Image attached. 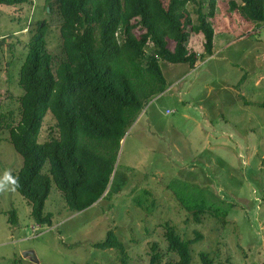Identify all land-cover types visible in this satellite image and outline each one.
<instances>
[{"label": "rangeland", "instance_id": "1", "mask_svg": "<svg viewBox=\"0 0 264 264\" xmlns=\"http://www.w3.org/2000/svg\"><path fill=\"white\" fill-rule=\"evenodd\" d=\"M54 1L0 4V185L5 189L0 192V264H151L154 246L163 256L161 264H172L178 257L169 251L168 223L183 240L201 234L191 249L192 264H201L200 252L211 253L215 264H264V22L233 12L234 0H218L212 54L206 35L191 31L192 25L202 26L199 14L209 8H202L204 0L191 3L185 45L197 65L161 61L170 84L187 76L146 104L128 130L108 188L112 198H105L106 191L97 203L72 210L53 182L43 214L51 218L47 225L38 223L34 205L11 180L25 160L10 141L9 126L18 128L23 119L21 70L40 24L48 26L37 45L43 61L56 68L61 58L62 22L57 8L49 7ZM129 15L136 34L146 36L137 20L144 22L145 11L130 7ZM175 46L170 43L171 50ZM155 48L150 40L147 49L153 53ZM56 124L54 113H48L40 143L59 135ZM176 179L197 185L191 188L197 194L193 199L213 192L235 205L228 224L207 217L197 225L169 189ZM11 211L18 215L16 226L9 223ZM109 232L124 246L125 256L117 249L94 248ZM27 252L38 261L25 257Z\"/></svg>", "mask_w": 264, "mask_h": 264}, {"label": "trees", "instance_id": "2", "mask_svg": "<svg viewBox=\"0 0 264 264\" xmlns=\"http://www.w3.org/2000/svg\"><path fill=\"white\" fill-rule=\"evenodd\" d=\"M231 1L230 9L242 12L253 20L264 22V0ZM30 0H0L6 6H18ZM191 3L198 0H55L49 7L57 8L61 19L63 45L61 58L43 61L37 45L48 30L39 25L30 52L21 70L20 86L23 119L18 128L9 126L10 141L24 157L25 164L18 174L11 175L14 187L34 205L33 215L40 225H47L44 208L54 182L72 210H83L97 203L108 191L118 160L121 143L128 130L136 124L146 104L164 94L168 87L161 61L171 64H194L185 45L184 34L192 17ZM70 4V6H68ZM201 27L192 25V32L205 34L207 52L212 54L216 30L218 0L201 3ZM130 7L145 11L146 36L136 34ZM254 14L259 16L254 18ZM251 19V20H252ZM40 35V39H38ZM155 51L149 52V41ZM175 42V50L170 43ZM146 54V56L144 55ZM146 60L141 61V57ZM54 113L57 136L40 143L43 123L48 113ZM33 114V115H31ZM22 138V139H21ZM192 185L176 179L172 191L180 205L199 226L207 217L224 227L235 205L211 192L193 199ZM148 194V193H147ZM112 190L105 198H112ZM197 197V194L196 196ZM9 223L18 224L16 211H11ZM166 239L169 251L178 260L172 264H192V247L202 240H183L176 228L168 223ZM99 249H117L125 256V248L109 232ZM151 264H161L163 256L154 246ZM201 264H215L209 252H200Z\"/></svg>", "mask_w": 264, "mask_h": 264}, {"label": "crops", "instance_id": "3", "mask_svg": "<svg viewBox=\"0 0 264 264\" xmlns=\"http://www.w3.org/2000/svg\"><path fill=\"white\" fill-rule=\"evenodd\" d=\"M196 63H197V62H194V64H192V65H194V67H195V65H197ZM192 65H191V66H192ZM191 73H194V72L191 71ZM189 74H190V73H189ZM181 76L186 77L187 74H184V75H181ZM181 76L178 77L177 79L175 78L176 80L173 79V80H175V81H174L172 84H170V83L167 81V83H168V85H167L168 89H167V91H166L164 94L170 92V90H172L173 86L176 87V86H178V85L180 84V81H181V80H179V79L181 78ZM162 95H163V94H162ZM201 112H202V114H204L205 119H206L207 121H210V115H208L207 112H204V111H201ZM167 113H170V111L168 110ZM212 117L214 118V115H212ZM225 118H227L226 115H225ZM230 119H231V118H230ZM227 120H228V118H227ZM228 121H230V120H228ZM189 147L192 148L191 145H189Z\"/></svg>", "mask_w": 264, "mask_h": 264}, {"label": "water", "instance_id": "4", "mask_svg": "<svg viewBox=\"0 0 264 264\" xmlns=\"http://www.w3.org/2000/svg\"><path fill=\"white\" fill-rule=\"evenodd\" d=\"M48 11H49V9H48ZM38 39H40V35H38ZM25 257H27V258H31L32 257L33 260L38 261V259H37V257H36L34 252H27L25 254Z\"/></svg>", "mask_w": 264, "mask_h": 264}, {"label": "clouds", "instance_id": "5", "mask_svg": "<svg viewBox=\"0 0 264 264\" xmlns=\"http://www.w3.org/2000/svg\"><path fill=\"white\" fill-rule=\"evenodd\" d=\"M4 186L3 185H0V192L4 191Z\"/></svg>", "mask_w": 264, "mask_h": 264}]
</instances>
